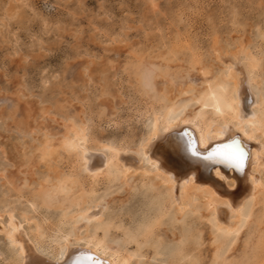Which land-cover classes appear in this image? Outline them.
Returning <instances> with one entry per match:
<instances>
[{"label":"rangeland","instance_id":"374dc122","mask_svg":"<svg viewBox=\"0 0 264 264\" xmlns=\"http://www.w3.org/2000/svg\"><path fill=\"white\" fill-rule=\"evenodd\" d=\"M214 45L221 53L252 51L263 81L264 0H0V223L10 212L45 241L60 220L71 237L111 224L117 228L100 235L114 250L132 253V264H264L262 198L241 234L216 233L225 244L219 249L199 194L188 200L200 204V220L175 218L179 225L153 227L145 237L161 207L138 188L143 176L130 174L126 186L112 167L116 180L94 185L56 147L74 123L87 127L92 149L99 141L134 149L149 131V111L165 106L166 94L187 83L203 87L200 68L222 79ZM161 189L170 198L168 187ZM97 207L103 223L90 218L87 230L75 226ZM178 232L187 244L180 252ZM65 234H57L58 243ZM16 249L0 233V263L18 262Z\"/></svg>","mask_w":264,"mask_h":264},{"label":"bare ground","instance_id":"6f19581e","mask_svg":"<svg viewBox=\"0 0 264 264\" xmlns=\"http://www.w3.org/2000/svg\"><path fill=\"white\" fill-rule=\"evenodd\" d=\"M215 45L214 56L224 67L222 79L208 78L211 71L198 68L204 79L203 87L198 86L201 89H197L187 83L179 94H166V105L152 107L149 111V131L134 149L101 141L92 149L88 146L92 139L87 127L74 123L68 125L71 133L63 136L56 146L67 157L74 158L77 168L89 183L115 181V176L109 171L112 167L120 173L126 186H129L130 174L143 176L139 190L145 196L153 194L158 210L161 207L153 216V225L144 229L145 237L151 236L156 228L179 225L177 221L180 219L184 222L186 218L200 220L202 212L196 207L200 204L195 206L188 200L189 195L199 194L203 197L205 215L213 218L215 231L210 233L214 236L215 248L219 249L224 241L218 242L216 233L222 230L230 235L241 234L254 207L261 198L264 200V80L260 77L262 74L257 73L260 58L249 49L244 52L238 47H234L232 54L221 53ZM231 144L242 146L245 153L241 168L227 162L213 163L204 159L219 153L213 156V160L224 161L230 155L224 146ZM144 157L150 161L149 166L145 165ZM163 186L168 187L170 198L162 193ZM129 190L132 194L137 188ZM171 208H174V215ZM90 218L103 223L102 208L86 210L74 225L87 230L85 220ZM166 220H171L170 224ZM65 224L62 220L57 222L56 235L45 241L37 233H27L22 222L9 212L6 220L0 223V233L21 253V259H17L18 262L15 259V264H132V253L114 250L99 233L103 231L109 235L112 226L117 228L114 225L105 223L106 227H97L94 234V231H86L83 236L76 233L71 237L64 231ZM64 233L60 244L57 234ZM174 238L179 239L176 250L180 252L187 245L182 242L185 234L178 232Z\"/></svg>","mask_w":264,"mask_h":264},{"label":"snow or ice","instance_id":"6c2138e0","mask_svg":"<svg viewBox=\"0 0 264 264\" xmlns=\"http://www.w3.org/2000/svg\"><path fill=\"white\" fill-rule=\"evenodd\" d=\"M225 148H227L230 152V155L225 158L224 161H214L213 156L219 155V153L211 154L209 156L204 157L205 160L212 161L213 163L216 162H227L231 165H233L235 168L239 169L241 168L244 160L245 153L242 150V146L231 144V145H225ZM193 155H196L194 152Z\"/></svg>","mask_w":264,"mask_h":264}]
</instances>
